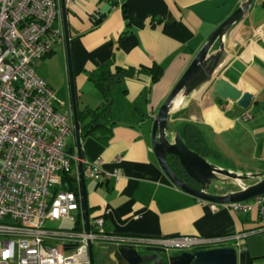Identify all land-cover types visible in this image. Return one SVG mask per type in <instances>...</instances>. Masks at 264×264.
Here are the masks:
<instances>
[{"label":"crops","instance_id":"crops-1","mask_svg":"<svg viewBox=\"0 0 264 264\" xmlns=\"http://www.w3.org/2000/svg\"><path fill=\"white\" fill-rule=\"evenodd\" d=\"M244 1L75 0L67 6L78 110L102 103L101 93L89 79L101 64L114 61L120 67L152 71H142L126 82V107L139 101L146 115L142 122L116 124L108 143L93 136L81 138L84 159L93 163L102 160L103 170H118L120 174L110 179L86 178L90 222L103 217L106 236L143 238L149 242L136 244V248L143 247L146 254L159 251L172 256L181 252V248L166 243L172 238L224 237L237 249L238 264H264V216L259 206L246 213L236 212L181 190L159 165L152 138L154 118L171 90L211 34ZM57 25L64 32L62 13ZM225 43L220 76L243 91H252L250 106L215 99L207 84L186 98L171 116L172 125L187 121L205 134L210 129L220 137L232 135L240 127L233 135L247 139L244 148L238 147L236 153L230 150L233 165L227 169L257 177L239 182L221 176L220 192L214 194L238 191L264 177V122H254L252 113L257 109L264 114V0H254L226 35ZM218 49L217 42L211 52ZM35 70L55 90L67 87L69 100L63 102L71 104L65 42L37 61ZM155 72L160 73L156 80ZM244 114H248V120ZM249 121L256 128H249ZM219 140L209 145L213 154L218 153L214 158H221ZM238 155L243 156L240 159ZM247 157L251 158L249 164H245ZM237 234L241 235L239 247L238 239L233 238ZM96 241V264H104V258L110 261L117 244ZM220 243L201 249L220 247Z\"/></svg>","mask_w":264,"mask_h":264},{"label":"built area","instance_id":"built-area-1","mask_svg":"<svg viewBox=\"0 0 264 264\" xmlns=\"http://www.w3.org/2000/svg\"><path fill=\"white\" fill-rule=\"evenodd\" d=\"M74 1L66 0L67 6ZM60 17V0H0V264H90V241L132 247L149 242L106 236L101 216L87 233L72 105L61 112L56 90L35 70L37 61L65 42ZM82 162L85 178L120 176L103 170L102 160ZM73 175L77 185L67 188ZM223 205L242 213L258 205L264 216V195ZM50 218H66L74 227H48ZM78 218L81 230L74 229ZM233 238L239 247L241 235ZM229 240L177 237L166 243L188 248Z\"/></svg>","mask_w":264,"mask_h":264},{"label":"water","instance_id":"water-1","mask_svg":"<svg viewBox=\"0 0 264 264\" xmlns=\"http://www.w3.org/2000/svg\"><path fill=\"white\" fill-rule=\"evenodd\" d=\"M253 2L254 0H245L243 4L211 34L206 44L197 53L196 57L159 108L153 123L152 138L154 151L159 165L167 177L181 190L196 196L197 198L217 204L243 202L252 200L257 196H263L264 177L255 184L241 188L238 191L225 194L211 193L210 189L215 182L223 183L221 176L242 182L257 177V174H238L231 172L228 169H223L210 162L206 157L191 149L183 139L182 131L184 128V122L187 121L179 122L173 126L171 116L172 114H176L186 98L190 97L207 84L211 85L210 92L215 99L219 98L224 101H232L244 108L250 106L254 93L247 90L243 91L237 85L220 76V67L225 57L226 35L231 28L246 15ZM60 7L63 17L71 104L79 157L78 174L82 184L86 230L87 233H90L91 223L86 192V178L82 162L83 150L81 143V124L77 106L66 0H60ZM217 42L219 43V49L216 52H211V49ZM178 97H180V102L175 105L174 102ZM170 156H174L178 159L179 164L186 175L198 183L200 188L194 187L183 176L177 173L175 169H173L169 163ZM73 247V245H70L67 246V249L69 250ZM89 258L90 264H96L92 241L89 242ZM112 260H116L117 264H141L147 260V254L143 255L136 247L116 245L113 250V258H111L110 261H106V258H104L102 262H104V264H109ZM170 264H238V251L233 246L214 247L194 252L184 250L179 254L172 256L170 258Z\"/></svg>","mask_w":264,"mask_h":264},{"label":"trees","instance_id":"trees-1","mask_svg":"<svg viewBox=\"0 0 264 264\" xmlns=\"http://www.w3.org/2000/svg\"><path fill=\"white\" fill-rule=\"evenodd\" d=\"M142 71L147 73L152 72L148 69L120 67L115 65L114 61H110L101 64L90 74L89 79L101 93L103 101L96 108L79 110L81 138L93 136L100 139L103 143H108L112 137V131L116 124L140 123L146 118V115L141 111L142 108L139 101L131 107H126L125 101L127 94V79L139 76ZM159 74V72L153 73L154 80L158 78ZM182 137L191 149L197 151L202 156H218V153L213 154L212 149L207 143L205 133L195 124L184 122ZM75 145L77 146L76 141ZM70 146V149H72L73 144ZM169 163L177 173H179V171H184L176 157L170 156ZM72 182L73 187H75V185H77V179L74 175L69 176V184L66 183L64 185L68 188L70 183L72 185ZM74 229H82L81 220L79 218ZM220 245V247H231L232 243L227 244L226 242H223L220 243ZM201 248L204 247H198V249ZM198 249L196 248L194 251Z\"/></svg>","mask_w":264,"mask_h":264},{"label":"rangeland","instance_id":"rangeland-1","mask_svg":"<svg viewBox=\"0 0 264 264\" xmlns=\"http://www.w3.org/2000/svg\"><path fill=\"white\" fill-rule=\"evenodd\" d=\"M56 97H57V101H58V108L61 112L65 111V110H68L71 106V104H69V102L65 105H62L60 104V101H63V100H69V93H68V90H67V87H64V88H61V89H57L56 90ZM252 113L255 114L256 118H255V121H258L259 123L263 124L264 122V114L263 112L260 110L258 111L257 109L255 110H252ZM250 123H248V127L249 128H256L255 125H253L254 122H251L249 121ZM174 125V124H173ZM240 130V127H238L237 131L236 132H231L232 135L233 133L234 134H237V132ZM206 132V138L208 140V144L210 146H213L214 144H216L217 142H215V139L219 140L220 143H219V150L221 151L220 154H221V158H214L212 157L213 155L209 156V157H206L208 158L211 162H213L215 165L223 168V169H227L228 167H231V165H233V162L231 161V149L234 150V152L236 153V149L239 147V148H244L245 146H247V139L244 137V136H238V137H235V135H230L229 133H225L222 137H220V135H215L213 133V130H205ZM219 138V139H218ZM243 156V155H242ZM241 155H238V157L241 159L242 158ZM242 161V160H241ZM251 161V158H246V163L245 164H249ZM244 162V161H242ZM212 191L214 192H220V189H212ZM46 225L48 227H52V228H58V229H61V228H65V229H71L74 227V223L66 218H63L61 220H56V219H48L46 221ZM97 242V241H95ZM138 249H141V250H144L143 247L139 248L137 247ZM197 247H190V250H194L196 249ZM97 263V261H96Z\"/></svg>","mask_w":264,"mask_h":264},{"label":"flooded vegetation","instance_id":"flooded-vegetation-1","mask_svg":"<svg viewBox=\"0 0 264 264\" xmlns=\"http://www.w3.org/2000/svg\"><path fill=\"white\" fill-rule=\"evenodd\" d=\"M179 173H180L181 176H183L194 187L200 188V185L198 183H196L193 179H191L188 175H186V173L184 171L183 172L179 171ZM213 186L216 189H218V188H220V183L219 182H215ZM210 192L214 193L212 191H210ZM141 252H142L143 255L146 254L145 251H141ZM171 256H172V254H170L169 252H159V251H155L153 253L150 252V253H147V260L144 261L141 264H168L169 263V259L171 258Z\"/></svg>","mask_w":264,"mask_h":264},{"label":"clouds","instance_id":"clouds-1","mask_svg":"<svg viewBox=\"0 0 264 264\" xmlns=\"http://www.w3.org/2000/svg\"><path fill=\"white\" fill-rule=\"evenodd\" d=\"M253 200V199H252ZM190 248V247H189ZM182 250L181 251H184V250H188V248H181ZM197 249H198V247H197ZM198 250H202V249H198ZM189 251H191V252H194V250H189ZM197 251V250H196Z\"/></svg>","mask_w":264,"mask_h":264},{"label":"bare ground","instance_id":"bare-ground-1","mask_svg":"<svg viewBox=\"0 0 264 264\" xmlns=\"http://www.w3.org/2000/svg\"><path fill=\"white\" fill-rule=\"evenodd\" d=\"M179 102H180V97H178V98L176 99V101L174 102V104L177 105Z\"/></svg>","mask_w":264,"mask_h":264}]
</instances>
